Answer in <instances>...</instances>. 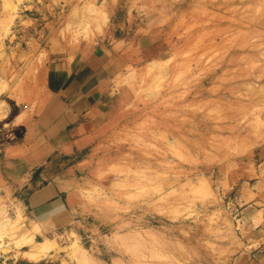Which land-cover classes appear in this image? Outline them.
Returning a JSON list of instances; mask_svg holds the SVG:
<instances>
[{
  "label": "rangeland",
  "instance_id": "1",
  "mask_svg": "<svg viewBox=\"0 0 264 264\" xmlns=\"http://www.w3.org/2000/svg\"><path fill=\"white\" fill-rule=\"evenodd\" d=\"M98 37L120 56V110L68 158L64 223H38L4 177L0 127V264H264V0H0L13 76ZM30 236L55 247L29 261Z\"/></svg>",
  "mask_w": 264,
  "mask_h": 264
},
{
  "label": "crops",
  "instance_id": "2",
  "mask_svg": "<svg viewBox=\"0 0 264 264\" xmlns=\"http://www.w3.org/2000/svg\"><path fill=\"white\" fill-rule=\"evenodd\" d=\"M52 49L42 48V58L34 53L15 62L14 76L7 63L0 65V84L5 80L8 87L0 91V104L7 105L0 127L9 130L3 137L2 174L26 192L29 214L49 226L64 223L75 195L80 168L68 158L93 142L91 131H98L99 138L120 110L110 86L121 61L100 37L80 42L72 54L65 45L62 52ZM256 212L246 211L245 225L257 223Z\"/></svg>",
  "mask_w": 264,
  "mask_h": 264
},
{
  "label": "bare ground",
  "instance_id": "3",
  "mask_svg": "<svg viewBox=\"0 0 264 264\" xmlns=\"http://www.w3.org/2000/svg\"><path fill=\"white\" fill-rule=\"evenodd\" d=\"M35 228H38V227H35ZM33 236H30L29 240L27 239L26 242L30 245L29 250L23 253V256L29 261L39 260L40 258L44 257L49 250H51L55 247L54 242L47 240V239L42 240L40 242H34Z\"/></svg>",
  "mask_w": 264,
  "mask_h": 264
}]
</instances>
